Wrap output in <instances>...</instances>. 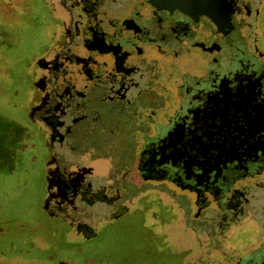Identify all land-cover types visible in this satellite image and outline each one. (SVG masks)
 I'll return each instance as SVG.
<instances>
[{
	"label": "flooded vegetation",
	"instance_id": "af4514ba",
	"mask_svg": "<svg viewBox=\"0 0 264 264\" xmlns=\"http://www.w3.org/2000/svg\"><path fill=\"white\" fill-rule=\"evenodd\" d=\"M39 5L28 26L52 30L7 54L27 25L0 0V59L27 61L18 124L41 163L44 215L95 235L92 208L115 221L131 209L127 185L152 197L157 239L180 264H264V0ZM77 263L53 249L37 264Z\"/></svg>",
	"mask_w": 264,
	"mask_h": 264
},
{
	"label": "rangeland",
	"instance_id": "374dc122",
	"mask_svg": "<svg viewBox=\"0 0 264 264\" xmlns=\"http://www.w3.org/2000/svg\"><path fill=\"white\" fill-rule=\"evenodd\" d=\"M11 1H16L18 7L16 25L27 26L21 28L19 41L5 48L7 54H11L12 49L20 53L37 36L43 38V33L53 28L52 24L45 30L39 23L28 26V19L37 21V15L42 14L39 0ZM17 60L0 59L3 68H0V264H37L53 249H58L61 255L73 257L80 264H180L181 257L169 252L157 239L161 227L158 226L156 234V220L149 212L156 206L152 197L133 200L140 192L137 188L123 187L121 200H129L126 203L131 209L111 223L103 216L108 206L102 203L94 205L91 224L96 234L89 237L75 231L66 221L54 220L55 217L51 220L44 215L40 201L45 199L47 187L41 163L39 159L28 156V152L32 156V150L25 149V138L20 130L21 124H18L25 113L21 104L27 90L20 70L27 65V61ZM15 89L19 90L17 95L13 94ZM14 101L19 103L22 112H14L11 107ZM108 113H113V109L104 115L110 116ZM11 136H21L22 139L19 138L17 143ZM117 147V154L126 152L122 145ZM85 162L95 165L98 173H104L108 168L106 160ZM257 194L261 193L258 191ZM163 199L169 198L164 196ZM142 201L146 208L140 206ZM165 215L169 217L170 213L164 212ZM47 226H54L55 229L49 230Z\"/></svg>",
	"mask_w": 264,
	"mask_h": 264
}]
</instances>
